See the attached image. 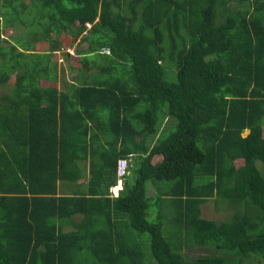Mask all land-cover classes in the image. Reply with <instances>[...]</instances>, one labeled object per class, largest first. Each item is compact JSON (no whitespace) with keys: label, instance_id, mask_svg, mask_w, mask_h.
Instances as JSON below:
<instances>
[{"label":"trees","instance_id":"obj_1","mask_svg":"<svg viewBox=\"0 0 264 264\" xmlns=\"http://www.w3.org/2000/svg\"><path fill=\"white\" fill-rule=\"evenodd\" d=\"M0 264H264V0H0Z\"/></svg>","mask_w":264,"mask_h":264},{"label":"crops","instance_id":"obj_2","mask_svg":"<svg viewBox=\"0 0 264 264\" xmlns=\"http://www.w3.org/2000/svg\"><path fill=\"white\" fill-rule=\"evenodd\" d=\"M128 160V168H127V173L125 174L124 177H118L116 178V183H114L113 185H111L109 187V193L110 196L112 197H117L119 195V193L124 189V186L126 184L127 180H132V177L130 176V174H133V170L131 168H133L132 165V157L130 158H126ZM89 158L86 159L87 165L84 168V175L82 177H80L78 180L76 181H71L70 183H68L67 181H60L59 183H65L63 184L60 188H58V194H64V195H71V196H91L92 191H95L97 188H103V185H100L99 187H97L96 183L94 184V182L91 183L90 181V177L91 175V169L89 167ZM127 176V177H126ZM117 187L118 188V192L116 193L114 191V188ZM156 187L151 184H149L148 186V191L150 193H155L156 192ZM99 196V195H96ZM95 205H91V207L96 208L97 210L100 209L101 205L96 202H94ZM100 207H98V206ZM106 207V206H105ZM81 220V221H80ZM89 221V220H88ZM59 223V222H58ZM85 224V222H83L82 220V214L80 213H76L72 216L71 219L69 220H65L63 221V230L64 231H77V232H84V235H86L85 239L89 242L93 241L95 250L99 249L98 244H96V240L99 238V235L97 234V225H101V220L100 219H96L93 220L92 222H87V224L89 225V227L86 229H80L81 225Z\"/></svg>","mask_w":264,"mask_h":264},{"label":"rangeland","instance_id":"obj_3","mask_svg":"<svg viewBox=\"0 0 264 264\" xmlns=\"http://www.w3.org/2000/svg\"><path fill=\"white\" fill-rule=\"evenodd\" d=\"M66 42L68 44H66V46H64L62 50L69 51L72 54L74 53L72 55L73 60L70 61L69 64H67L65 62V58H64V55L62 53V50L54 53V58L57 60L59 65H61L65 68V73H69L71 66H74V67L78 66V58L76 57V53H75V48L78 46V44H77V40H76V42H74V41L72 42L69 37L66 38ZM175 71L176 70H175L174 66L172 67V69L169 68V71L167 74L169 79L174 78ZM68 76H70V75L62 76L60 78V81H62V80L66 81L68 79ZM247 132H248V130L244 131V134H247ZM203 211H204V215H206L207 217H212V218L219 219V220L226 218L227 213H228V211H226L223 206L219 207L217 210H215V207H214L212 201H209L207 204L203 205ZM202 252H204V249H202L200 247H195L193 250L186 251V254H188L189 256H195L198 253L200 254Z\"/></svg>","mask_w":264,"mask_h":264},{"label":"built area","instance_id":"obj_4","mask_svg":"<svg viewBox=\"0 0 264 264\" xmlns=\"http://www.w3.org/2000/svg\"><path fill=\"white\" fill-rule=\"evenodd\" d=\"M87 25L89 26L90 24L87 23ZM127 168H128V160L127 159H120L118 161V165H117V175L119 177L124 176L127 173Z\"/></svg>","mask_w":264,"mask_h":264},{"label":"bare ground","instance_id":"obj_5","mask_svg":"<svg viewBox=\"0 0 264 264\" xmlns=\"http://www.w3.org/2000/svg\"><path fill=\"white\" fill-rule=\"evenodd\" d=\"M114 191H115V192H117V191H118V188H117V187H115V188H114Z\"/></svg>","mask_w":264,"mask_h":264}]
</instances>
